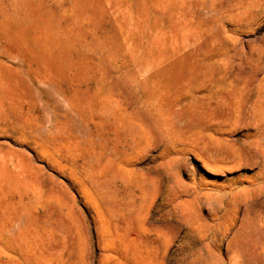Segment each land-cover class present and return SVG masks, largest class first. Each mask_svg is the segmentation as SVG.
I'll return each mask as SVG.
<instances>
[{
    "label": "rangeland",
    "instance_id": "374dc122",
    "mask_svg": "<svg viewBox=\"0 0 264 264\" xmlns=\"http://www.w3.org/2000/svg\"><path fill=\"white\" fill-rule=\"evenodd\" d=\"M0 78L59 168L178 201L182 264H264V0H0Z\"/></svg>",
    "mask_w": 264,
    "mask_h": 264
},
{
    "label": "crops",
    "instance_id": "0c3cea01",
    "mask_svg": "<svg viewBox=\"0 0 264 264\" xmlns=\"http://www.w3.org/2000/svg\"><path fill=\"white\" fill-rule=\"evenodd\" d=\"M13 96L0 78V264H182L178 201L155 220L156 206H137L134 191L119 206L112 178L75 168L72 174L65 153L59 168L54 143L24 136Z\"/></svg>",
    "mask_w": 264,
    "mask_h": 264
}]
</instances>
